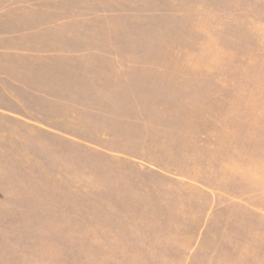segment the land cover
Returning <instances> with one entry per match:
<instances>
[{
	"label": "rangeland",
	"instance_id": "rangeland-1",
	"mask_svg": "<svg viewBox=\"0 0 264 264\" xmlns=\"http://www.w3.org/2000/svg\"><path fill=\"white\" fill-rule=\"evenodd\" d=\"M6 2L0 264H264V0ZM41 32L93 75L59 100L4 67Z\"/></svg>",
	"mask_w": 264,
	"mask_h": 264
},
{
	"label": "crops",
	"instance_id": "crops-1",
	"mask_svg": "<svg viewBox=\"0 0 264 264\" xmlns=\"http://www.w3.org/2000/svg\"><path fill=\"white\" fill-rule=\"evenodd\" d=\"M7 1V0H6ZM6 1H0V37L3 38L2 41H0V54H7L8 52H15L16 50L20 49H10L8 45V39L9 38H15L17 40H21L24 36L25 31H31L32 33L40 32L44 26H39L34 24V20L32 18H23V5H19V9L22 11L20 16L17 17V19H12L10 16H8L7 12L9 10L8 4ZM66 1V0H65ZM62 0V4L60 3L59 7H64L66 4L68 5L70 2L67 0L66 2ZM63 2L65 4H63ZM34 13V12H33ZM69 17H67V20L71 19V11L67 14ZM57 28V27H56ZM51 30V29H50ZM57 31V29H55ZM64 36V35H63ZM50 37L51 39H48ZM43 35L42 32L36 36V40L33 42V47H28L26 49H23V54L16 55L20 58V56L29 55V56H36L38 55V60L41 61L42 59H51L52 61L56 62L57 64H52L50 62H46V64L38 62L34 63L32 65H28L25 67L26 70L23 69V66L15 65L13 68L12 66H4L6 70L9 72V76L12 75L15 79V83L17 85L26 86L27 77L30 76V86L33 91L40 90L41 92H46L51 89V87L56 88L55 99L59 100L62 99L63 91H66V89H73L72 85L80 86L82 82H77L76 77H81V79H86L87 77H90V73L88 74V71H85V69H82L84 67V64L82 63L83 59H85L87 56V53L85 50H79V51H70V50H60L52 52L50 50L51 43H53V40H59L61 37L53 36V34ZM72 40L71 38H69ZM78 39V38H77ZM75 40V39H74ZM32 44V43H31ZM49 46V49L46 47ZM84 46V45H83ZM15 54V53H13ZM15 56V55H13ZM62 56V57H61ZM48 59V60H49ZM63 60V61H61ZM71 60H75L74 66L73 64H70L69 62ZM9 63V61L7 62ZM31 64V63H30ZM43 64L41 67L40 65ZM61 65V66H60ZM62 69H60V67ZM14 69V70H12ZM7 73V72H6ZM93 76V75H91ZM24 78V80H22ZM92 79L88 78L86 80ZM47 81V84L46 82ZM56 81L55 85H50L49 82ZM29 83V82H28ZM28 87V86H27ZM52 91V89L50 90ZM48 97L47 99H51L49 96V93L47 92ZM72 93H76L75 91H72ZM53 131H60V130H53Z\"/></svg>",
	"mask_w": 264,
	"mask_h": 264
}]
</instances>
